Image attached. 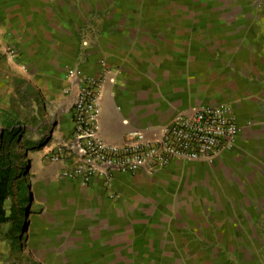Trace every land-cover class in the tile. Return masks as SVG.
Masks as SVG:
<instances>
[{
	"label": "crops",
	"instance_id": "obj_1",
	"mask_svg": "<svg viewBox=\"0 0 264 264\" xmlns=\"http://www.w3.org/2000/svg\"><path fill=\"white\" fill-rule=\"evenodd\" d=\"M102 1L0 0V51H13L5 61L18 79L66 119V137L71 67L102 78L99 125L109 143L135 132L156 137L179 111L200 105H229L241 132L209 162L172 160L153 175L115 173L110 187L101 180L83 186L54 171L50 193H85L110 213L107 238H69L65 258L173 264L191 260L181 256L187 247L219 245L221 236L257 242L264 223V207L254 204L259 193L264 201V0H137L133 13L130 1ZM172 201L185 202L177 210L192 225H173ZM196 209L201 225L192 227ZM135 212L156 223L133 227L124 220Z\"/></svg>",
	"mask_w": 264,
	"mask_h": 264
},
{
	"label": "rangeland",
	"instance_id": "obj_2",
	"mask_svg": "<svg viewBox=\"0 0 264 264\" xmlns=\"http://www.w3.org/2000/svg\"><path fill=\"white\" fill-rule=\"evenodd\" d=\"M114 1L117 3L123 0ZM126 1H130V5L133 3L134 6L130 8V12L133 13L138 1ZM109 2L110 0L102 1L103 7H105V3L109 4ZM164 3L167 4L166 0L158 1L159 5ZM111 10L112 7L108 13ZM100 13L103 11L99 10V15ZM158 13L162 14L160 10ZM90 25L92 29L99 32L100 25L97 28L95 24ZM90 25L83 29L85 33L91 31ZM79 41L84 54L89 46V41L83 35ZM7 53L11 57L15 55L12 50H7L6 53L0 51V129L6 123L25 124L27 127L25 136L15 145L17 156L12 160L15 170L14 193L7 196L3 202L5 217L0 223V264H91L89 261L74 262L71 260L72 256L70 259H66L68 256L66 255L65 258L66 253H63L64 243L62 242L69 238H107V233H103V231L110 223L108 221L110 213L103 212L106 209L100 205H93L91 203L94 201L93 196L89 198L85 193H50L49 184L55 179V175L52 173L60 170L58 164L50 161V157L54 149L64 141L68 124L65 122L66 119L63 120L61 116L59 118L58 115H53L51 109L47 110L48 108H45L40 95L37 97V94L33 92L34 95L28 85L25 84L27 89L24 91H30L31 95L29 96H25L24 92L15 86L20 79L5 61ZM45 140H48L47 144L41 145ZM20 179L22 182L18 186ZM18 187L25 188L22 198L18 193ZM259 194H261L260 199L254 204L264 207L263 193ZM21 200L23 205H21ZM184 204L185 202L183 204L173 201L170 203L169 216L175 223L174 226L193 224L188 219L189 217L187 218V215L182 213L184 212L182 209L177 210L178 206H184ZM188 205L190 204L188 203ZM208 210L209 213H212V208H205L206 212ZM194 213L195 226L192 227H199L201 225V221L197 217L199 211L196 209ZM138 220H147L148 224L150 221L156 223L153 216L140 215L136 212L133 213L132 218L124 221L133 222L131 224L136 227L138 223L135 221ZM15 225H19V229H15ZM261 227L263 229L259 230L257 242L251 239L252 243H249V240L245 242L241 238L235 240L231 236L229 238L221 236L224 240L216 241L219 245L214 243L199 245L192 247L193 251L187 247L181 256L183 259L191 260L173 264H255L253 260L257 259L260 264H264V223L261 224ZM124 233H128L130 238L132 237L131 230L125 229ZM229 234H233V232ZM122 257H126V255ZM120 264L124 263L120 262Z\"/></svg>",
	"mask_w": 264,
	"mask_h": 264
},
{
	"label": "built area",
	"instance_id": "obj_3",
	"mask_svg": "<svg viewBox=\"0 0 264 264\" xmlns=\"http://www.w3.org/2000/svg\"><path fill=\"white\" fill-rule=\"evenodd\" d=\"M66 75L72 93L70 130L50 161L61 165L58 177L83 186L101 180L110 187L115 173L153 175L172 160L211 161L222 149H231L241 132L229 105H200L179 111L156 137L135 132L122 143H109L99 125L102 78L79 67L69 68Z\"/></svg>",
	"mask_w": 264,
	"mask_h": 264
},
{
	"label": "trees",
	"instance_id": "obj_4",
	"mask_svg": "<svg viewBox=\"0 0 264 264\" xmlns=\"http://www.w3.org/2000/svg\"><path fill=\"white\" fill-rule=\"evenodd\" d=\"M25 82L19 81L15 86L23 91L25 96L31 95V92L26 90ZM28 92V93H27ZM16 115V113H14ZM25 124L6 123L2 129H0V223L4 220L3 202L7 196L12 195L13 192V179L15 176V170L12 160L17 156L15 145L17 141L25 136L26 133ZM48 140L42 142L41 145L47 144ZM17 174V173H16ZM22 179L18 181L20 186ZM25 188L18 187V193L20 197H23V191ZM27 199L28 196H27ZM23 200V199H22ZM21 200V205L23 202ZM28 201V200H27ZM15 229H19V225H15Z\"/></svg>",
	"mask_w": 264,
	"mask_h": 264
}]
</instances>
